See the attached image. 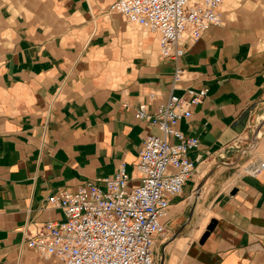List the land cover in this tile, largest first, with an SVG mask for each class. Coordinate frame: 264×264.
Instances as JSON below:
<instances>
[{"label":"crops","instance_id":"obj_1","mask_svg":"<svg viewBox=\"0 0 264 264\" xmlns=\"http://www.w3.org/2000/svg\"><path fill=\"white\" fill-rule=\"evenodd\" d=\"M112 2L0 0V264H60L27 244L43 223L63 219L50 198L103 184L123 163L138 184L145 139L163 131L137 108L155 113L188 87L209 88L176 123L199 139L189 151L199 168L171 197L155 258L264 264V169L247 170L264 161V0H224L222 23L185 38L178 61Z\"/></svg>","mask_w":264,"mask_h":264},{"label":"built area","instance_id":"obj_2","mask_svg":"<svg viewBox=\"0 0 264 264\" xmlns=\"http://www.w3.org/2000/svg\"><path fill=\"white\" fill-rule=\"evenodd\" d=\"M223 1L113 0L110 9L157 33L161 54L178 61L185 52V38L198 40L211 26L222 23ZM182 76L177 65L174 88ZM208 94V87L172 92L155 113L141 103L137 117L159 127L163 136L150 134L145 139L137 163L139 183L131 186L123 163L103 184L88 182L76 191L52 196L50 203L64 217L39 226L28 237V246L44 258H58L60 264H156L154 248L166 231L171 197L184 191L199 168L189 157V151L199 147V139L186 136L176 123L191 117ZM263 169L264 161L247 167L252 174Z\"/></svg>","mask_w":264,"mask_h":264},{"label":"rangeland","instance_id":"obj_3","mask_svg":"<svg viewBox=\"0 0 264 264\" xmlns=\"http://www.w3.org/2000/svg\"><path fill=\"white\" fill-rule=\"evenodd\" d=\"M135 27H137L139 30H141L142 35L145 36H151V33H149L148 31H146L145 29H143L140 25L137 24H133ZM156 264H159L158 258L156 259Z\"/></svg>","mask_w":264,"mask_h":264},{"label":"water","instance_id":"obj_4","mask_svg":"<svg viewBox=\"0 0 264 264\" xmlns=\"http://www.w3.org/2000/svg\"><path fill=\"white\" fill-rule=\"evenodd\" d=\"M215 225H216V221H211V223L207 227V232H206L205 236L210 233V231L215 227Z\"/></svg>","mask_w":264,"mask_h":264}]
</instances>
